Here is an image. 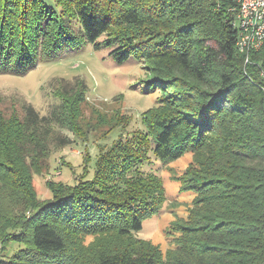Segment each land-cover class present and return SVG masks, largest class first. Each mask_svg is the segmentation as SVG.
<instances>
[{
  "label": "trees",
  "instance_id": "16d2710c",
  "mask_svg": "<svg viewBox=\"0 0 264 264\" xmlns=\"http://www.w3.org/2000/svg\"><path fill=\"white\" fill-rule=\"evenodd\" d=\"M54 1L0 0V74L93 43L112 48L118 64L145 62L153 85L172 91L144 112L143 130L99 144L95 160L88 154L73 184L47 181L45 200L35 178L53 144L72 143L59 128L80 135L87 85L58 92L49 115L0 109V264H264V45L238 51L237 3ZM186 153L179 192L196 196L163 253L138 237L168 201L162 177L145 167Z\"/></svg>",
  "mask_w": 264,
  "mask_h": 264
},
{
  "label": "rangeland",
  "instance_id": "374dc122",
  "mask_svg": "<svg viewBox=\"0 0 264 264\" xmlns=\"http://www.w3.org/2000/svg\"><path fill=\"white\" fill-rule=\"evenodd\" d=\"M44 1L51 7L56 6L54 0ZM111 51L112 48H98L88 43L79 51L69 52L57 61L41 63L25 74H0V109L6 114L12 110L21 112V107L27 104L41 115H49L54 107L61 105L58 92L78 91L83 81L87 85L79 120L80 135L59 128L57 132L63 139L72 143L67 146L53 144L47 171L35 178L40 199L52 197L47 181L73 184L76 176L84 173L86 156L89 154L95 160L99 144L110 146L120 134L128 136L143 130L144 112L155 106L163 91H172L168 85L163 90L153 85L154 79L145 62L131 57L118 64ZM192 160L193 155L186 153L169 164L156 162L145 167L147 170L153 167L162 177L168 189V201L160 215L145 221L138 237L159 246L163 253L174 248L173 233L170 235L167 231L173 224L187 219L196 196L191 191L179 192L180 183L177 182ZM92 239L89 237L86 243ZM15 248L19 246L12 244L7 253L12 254Z\"/></svg>",
  "mask_w": 264,
  "mask_h": 264
},
{
  "label": "built area",
  "instance_id": "2783aa9c",
  "mask_svg": "<svg viewBox=\"0 0 264 264\" xmlns=\"http://www.w3.org/2000/svg\"><path fill=\"white\" fill-rule=\"evenodd\" d=\"M237 3L233 25L238 31L236 42L240 53L258 51L264 45V0H234ZM246 64L249 58H246ZM264 78V72L261 73Z\"/></svg>",
  "mask_w": 264,
  "mask_h": 264
}]
</instances>
